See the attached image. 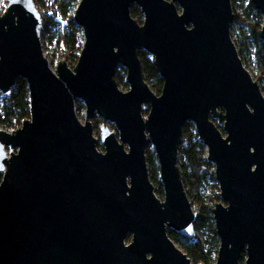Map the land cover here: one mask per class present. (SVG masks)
I'll return each mask as SVG.
<instances>
[{
    "label": "water",
    "instance_id": "1",
    "mask_svg": "<svg viewBox=\"0 0 264 264\" xmlns=\"http://www.w3.org/2000/svg\"><path fill=\"white\" fill-rule=\"evenodd\" d=\"M250 2L264 41V0ZM73 19L83 49L74 68L60 60L54 71L35 1L8 0L0 15V93L10 98L24 79L31 102L20 128L0 126V264H194L169 235L196 237L199 214L180 166L188 122L220 189L215 264H242L243 254L244 264H264V93L232 38V1L81 0ZM140 49L164 80L160 95L146 81Z\"/></svg>",
    "mask_w": 264,
    "mask_h": 264
},
{
    "label": "trees",
    "instance_id": "2",
    "mask_svg": "<svg viewBox=\"0 0 264 264\" xmlns=\"http://www.w3.org/2000/svg\"><path fill=\"white\" fill-rule=\"evenodd\" d=\"M34 1L43 18L42 37L47 36L46 41L55 44L58 58H65L70 62L69 66L77 64L83 49L84 37L82 29L74 22L73 16L70 14L76 10L81 0ZM231 1L233 10L235 5L240 2V5L246 9L245 13L254 18L253 23L250 24L243 19L242 15L234 14L231 28L232 37L244 65L247 60L251 62L256 68L259 78L264 82V41L259 37V31L263 25L262 16L255 10L251 2L246 4V0ZM7 4L8 0H0V15L4 13ZM131 15L139 22L143 21V15L138 6H132ZM245 28L248 30L247 33L244 31ZM139 57L142 61L146 81L151 89L160 95L164 80L158 72L154 58L142 49L139 50ZM122 70L126 73L124 68ZM119 78L125 86H128L122 73ZM30 110V92L24 79L18 80L10 98H5L0 93V126L4 130L12 132L20 128L23 122L30 118ZM95 121L100 123L102 120L97 117ZM146 155L151 180L161 186L160 194L164 197L158 159L155 150L151 149V144L147 146ZM180 155L182 177L188 197L195 207L200 206L195 229L203 231L205 240H201L199 237L186 239L172 230L169 231V235L194 264H215L220 242L215 229L212 209L216 203L221 201L220 189L215 178V167L207 160V148L191 122H188L184 127ZM1 182L2 175H0V184ZM211 182L213 183L214 197L210 199L209 203H206L203 190ZM245 259L246 255L243 254L242 264Z\"/></svg>",
    "mask_w": 264,
    "mask_h": 264
},
{
    "label": "rangeland",
    "instance_id": "3",
    "mask_svg": "<svg viewBox=\"0 0 264 264\" xmlns=\"http://www.w3.org/2000/svg\"><path fill=\"white\" fill-rule=\"evenodd\" d=\"M249 2H250V0H246V4H248ZM245 10L246 9L240 5V2H238L235 5V8H234V14L242 15L243 19H245L248 23H250V24L253 23V19H254L253 16L249 17L247 15V13H245ZM74 13H75V11H73L70 14V16L74 17ZM244 31L247 33L248 32L247 28H245ZM231 33H232V30H231ZM46 40H47V36H45L44 38L42 37V44H43V49H44V52H45V56L50 61L52 69L55 71L59 61L60 60H66V59L65 58H58L55 44H51V43L47 42ZM233 40H234V38H233ZM69 63L70 62H68V64ZM71 64H72V62H71ZM75 66H76V64H73L70 67L74 68ZM245 67L248 69V71L250 72V74L252 75L254 80H256L260 84V86L262 88V91L264 93V90H263L264 82H262L261 79L259 78L258 73H257L256 68L254 67V65L247 60ZM122 68L123 67H119L118 70H117V81H118L120 89L122 91H124V92H127L130 89L129 85L125 86L124 82H122L120 80V78H119L120 73H122L125 76V81H126V73L123 72ZM84 111H85V107H84L83 103L81 101H78L77 102V113H78V116H79V118L81 119L82 122H84ZM143 113H144V116L146 117L148 115V113H149V107L144 109ZM107 125L110 127L111 130H114L117 133V135L119 134V132L116 129L114 124L108 122ZM93 126H94V136L99 139L98 148H99L100 151L104 152V148H103V146L101 145V142H100V128L103 126V121H101L100 123H96V121L93 120ZM126 149H128V147H126ZM151 149H154L152 145H151ZM180 163H181V155H180ZM153 183H154V186H155L156 194L158 195L159 198L163 199L162 195L160 194L161 186L158 183H156V182H153ZM203 196L206 198V203L207 202L209 203L210 199L214 197V188H213V183L212 182L205 186V189L203 190ZM193 209H194V211H196L199 214L200 206L195 207L193 205ZM196 237H199L201 240H205V238H204L205 235L203 234L202 230H196ZM130 241H131L130 238L127 239V243H129ZM177 245H178V247H180L179 244H177Z\"/></svg>",
    "mask_w": 264,
    "mask_h": 264
},
{
    "label": "flooded vegetation",
    "instance_id": "4",
    "mask_svg": "<svg viewBox=\"0 0 264 264\" xmlns=\"http://www.w3.org/2000/svg\"><path fill=\"white\" fill-rule=\"evenodd\" d=\"M147 150V149H146ZM147 156V155H146Z\"/></svg>",
    "mask_w": 264,
    "mask_h": 264
}]
</instances>
